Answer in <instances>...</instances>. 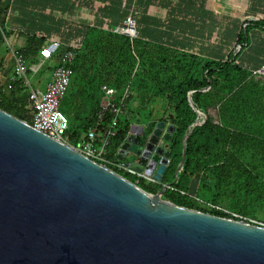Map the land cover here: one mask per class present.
<instances>
[{"label":"trees","instance_id":"1","mask_svg":"<svg viewBox=\"0 0 264 264\" xmlns=\"http://www.w3.org/2000/svg\"><path fill=\"white\" fill-rule=\"evenodd\" d=\"M5 1L0 0V49L10 34L4 25L8 8ZM87 1L88 7L92 6L94 0ZM107 1L113 3V11L121 4L127 8L132 2ZM146 1L148 5L158 0ZM248 1L251 3L245 14L252 17L240 22L234 44L238 47L224 60L176 49L141 34L129 38L115 32L113 23L102 26L101 22L73 31L71 38L61 43L59 52L44 60L35 72L30 65L38 63L44 38L31 36L16 53L25 57V74L29 78L50 71L67 50L74 52L69 62L70 82L59 105L68 121L65 131L68 144L76 145L98 120L101 86L114 87L117 94L112 103L120 106V112L107 158L115 157L131 125L142 126L144 142L157 122L172 124L174 132L168 143L171 157L161 181L139 179L136 184L156 194L164 183L172 181L181 159L182 138L188 132L183 165L176 181L160 198L238 219L204 206L194 198L198 197L245 220L264 224V75L255 71L264 63V17H255L257 12L264 14V0H259L252 11L248 9L254 2ZM70 5L72 12L77 5L74 2ZM69 39L75 42V47L69 44ZM246 48L247 58L242 63L238 57ZM14 74L13 69L11 76ZM8 81L9 78L4 80ZM11 85L8 91L0 86V108L31 124V101L24 79L16 77ZM111 119L112 113L105 110L101 125ZM117 173L135 182L133 175L119 170Z\"/></svg>","mask_w":264,"mask_h":264},{"label":"water","instance_id":"2","mask_svg":"<svg viewBox=\"0 0 264 264\" xmlns=\"http://www.w3.org/2000/svg\"><path fill=\"white\" fill-rule=\"evenodd\" d=\"M173 132L133 124L114 158L159 182ZM187 136L152 194L0 108V264H264V225L160 198Z\"/></svg>","mask_w":264,"mask_h":264},{"label":"crops","instance_id":"3","mask_svg":"<svg viewBox=\"0 0 264 264\" xmlns=\"http://www.w3.org/2000/svg\"><path fill=\"white\" fill-rule=\"evenodd\" d=\"M72 2L77 7L70 12ZM146 2L132 0L127 8L121 4L113 11V3L107 0H94L90 7L87 0H6L4 25L10 34L0 49V86L4 88V80L14 69L12 56L9 59L6 53L26 46L31 36L44 38L43 44L50 40L64 43L81 27L99 22L102 26L117 25L129 15L136 18L145 38L209 59L224 60L233 50L248 7V0H158L148 5ZM68 42L75 43L72 39ZM247 51L246 48L240 57L242 63ZM49 75L50 71L42 73L31 84L42 88Z\"/></svg>","mask_w":264,"mask_h":264},{"label":"built area","instance_id":"4","mask_svg":"<svg viewBox=\"0 0 264 264\" xmlns=\"http://www.w3.org/2000/svg\"><path fill=\"white\" fill-rule=\"evenodd\" d=\"M113 30L129 38L140 37L137 20L133 15H129L122 23L114 26ZM72 46L75 47V44ZM60 47L61 43L58 40H50L43 44L39 50L38 63L30 65V69L36 71L45 59H50L57 54ZM11 56L14 63L15 74L9 77V81L5 83L3 90H10L12 87L11 83L16 77L23 78L24 83L28 88V95L31 101V125L52 138L68 144L65 140V131L68 127V121L67 117L60 111L59 105L70 82L72 70L69 67V62L72 60L74 52L72 50H67L60 57V63L51 68L49 79L42 88L33 86L26 76L25 70L27 64L25 57L16 53V50L11 51ZM255 71L264 75V65L260 66ZM101 91L102 96L100 99L98 120L76 145H68L74 147L90 159L98 163L100 162V164H104L106 167L114 170L115 172L119 170L133 175L135 177V184L139 179L156 181L151 176H147L142 172H137L124 166L122 162L116 160L115 158L110 159L106 157L110 139L115 135L114 126L116 124V116L120 112V106H116L112 103L117 94V90L114 87L103 84L101 86ZM107 109L112 113L111 122L101 125L104 117V111ZM194 198L208 208L226 212L232 216L238 217V219L245 220L244 217L230 212L220 205L202 201L198 197ZM247 221L264 225L261 222L251 219H247Z\"/></svg>","mask_w":264,"mask_h":264},{"label":"rangeland","instance_id":"5","mask_svg":"<svg viewBox=\"0 0 264 264\" xmlns=\"http://www.w3.org/2000/svg\"><path fill=\"white\" fill-rule=\"evenodd\" d=\"M253 2L254 3H252V5H251V7H250V9H248V11H252V10H254V8H255V5L257 4V3H259V0H253ZM249 3H251V2H249L248 1V6H249ZM250 13V12H249ZM252 17V15H250V14H248V15H243V19H247V18H251ZM255 17L256 18H263L264 17V14H262V13H260V12H257L256 13V15H255ZM248 36H249V41H250V43H251V31H249V33H248ZM237 48V46H234L233 47V49H236ZM7 52H8V49H7ZM6 53V52H5ZM6 54H8V56H9V59L11 58V53L9 54V52L8 53H6ZM242 55H243V50H242V52L240 53V55H239V57H238V59H240V57L242 58ZM45 60H49V59H45ZM13 62V61H12ZM12 65H13V63H12ZM29 81L31 82V83H33L34 82V76L32 75V76H30L29 78ZM5 83V82H4ZM173 180V179H172Z\"/></svg>","mask_w":264,"mask_h":264}]
</instances>
